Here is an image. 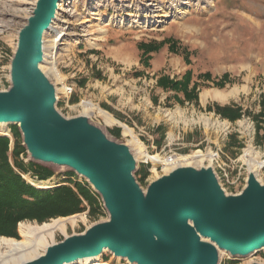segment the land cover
I'll list each match as a JSON object with an SVG mask.
<instances>
[{
    "label": "rangeland",
    "instance_id": "rangeland-1",
    "mask_svg": "<svg viewBox=\"0 0 264 264\" xmlns=\"http://www.w3.org/2000/svg\"><path fill=\"white\" fill-rule=\"evenodd\" d=\"M35 2L0 0V91H6L11 85L10 61L18 31L26 23ZM60 4L54 21L62 27L64 35L57 43V69L48 72L50 58L41 64L56 88L60 102L55 105L57 112L64 118L75 117L81 113L80 102L91 100L120 121L109 123L97 112L88 115L89 123L107 139L128 147L136 161L135 172L140 166L147 168L148 174L142 183L136 177L143 192L151 181L173 167L154 165L149 159L138 158L137 153L156 154L161 161L176 153L179 156L176 167L185 165L190 154L201 151L217 154L216 160L188 165L195 168L211 165L226 195L240 193L249 172L242 157L244 150L264 161V132L256 136V122L252 117L261 112L260 100L264 99V0H63ZM157 4L163 5L161 12L156 11ZM176 4L180 5L177 9ZM55 34L50 29L44 36L51 38ZM164 39H170L178 53L170 51L165 43L148 54L149 60L145 59L138 44H157ZM183 49L189 53V63L180 53ZM188 69L192 70V83H199L197 104L194 101L180 104L174 98L175 91L157 84L161 76L179 80ZM204 72L212 78L227 73L232 82L216 87L211 81L197 79ZM65 86L73 88L67 97L63 94ZM177 97L183 99L181 93ZM212 104L238 105L251 114L229 121L205 110ZM122 124L132 130L134 139L124 133ZM10 125H7L8 134L1 135L10 139L9 150L13 142ZM113 129H119L118 137L111 133ZM19 134L22 144L20 131ZM28 155L21 156L24 162L28 161ZM43 165L54 171L47 180H38L30 172L20 175L30 185L43 189L63 181V174L69 171ZM254 175L264 184V167ZM74 179L86 181L77 174ZM102 208L103 213L95 217L88 214V209L71 215L75 217L64 229L47 236L48 244L107 221L109 214L103 203ZM21 222L38 224L29 220ZM99 258V264H130L107 250ZM254 262L264 264V251L247 257L218 252L217 264Z\"/></svg>",
    "mask_w": 264,
    "mask_h": 264
},
{
    "label": "water",
    "instance_id": "water-1",
    "mask_svg": "<svg viewBox=\"0 0 264 264\" xmlns=\"http://www.w3.org/2000/svg\"><path fill=\"white\" fill-rule=\"evenodd\" d=\"M58 2L36 0L18 31L11 85L0 91V123L18 126L28 160L83 177L109 219L20 264H69L105 250L130 264H217L219 251L239 257L264 251V184L254 172L240 193L226 195L211 165H178L143 192L126 145L107 139L86 114L57 112L56 88L40 65Z\"/></svg>",
    "mask_w": 264,
    "mask_h": 264
},
{
    "label": "trees",
    "instance_id": "trees-1",
    "mask_svg": "<svg viewBox=\"0 0 264 264\" xmlns=\"http://www.w3.org/2000/svg\"><path fill=\"white\" fill-rule=\"evenodd\" d=\"M168 43V48L174 53H178L175 45L170 39H164L159 43H139L138 47L143 49L144 58L149 60L150 52L157 50L163 44ZM184 60L189 63L186 50L180 52ZM148 66V63L146 64ZM192 70L188 69L179 80L169 79L168 76H161L157 84L164 89L175 91L174 98L180 104L193 102L197 104L198 82L192 83ZM198 80L211 81L216 87H223L231 83L229 74L225 73L219 78H212L211 74L204 72L197 75ZM181 93L183 99L177 97ZM73 102V100H72ZM58 104L60 102L58 101ZM261 112L253 115L256 122V136L260 131L264 132V99L260 100ZM206 111L214 112L222 119L235 121L243 115L251 114L247 109L243 110L238 105H218L206 106ZM260 117V119H258ZM262 120V121H260ZM12 135V148L10 149V139L0 135V236L18 239L17 225L24 220L36 221L38 224L58 217H67L81 213L88 209L91 217L99 216L103 213L100 196L88 185L86 181L74 179L76 173L66 171L64 180L51 188L39 189L27 183L20 173L30 172L38 180H47L54 175V171L44 165L28 160L24 162L21 158L26 157L25 148L20 141V134L16 125H10ZM111 133L119 136V129H113ZM147 168L141 166L135 172L138 181L142 183L147 176Z\"/></svg>",
    "mask_w": 264,
    "mask_h": 264
},
{
    "label": "bare ground",
    "instance_id": "bare-ground-1",
    "mask_svg": "<svg viewBox=\"0 0 264 264\" xmlns=\"http://www.w3.org/2000/svg\"><path fill=\"white\" fill-rule=\"evenodd\" d=\"M62 1L63 0H59V2L57 3V8L60 5H62L60 4ZM177 1L178 0H176V2ZM183 3L184 2L180 4H183ZM175 6H176L175 9H177V7L180 5L177 6L176 4ZM156 8H157L156 11L161 12L163 10V5L160 4ZM57 12L58 10L55 11V17L58 15ZM160 16H162V14H159V17ZM155 17H158V14H156ZM62 21L65 22L64 19H62ZM86 21L88 22L90 20H85V22ZM50 27H51L50 28L51 30L56 32V34L54 35L55 37L49 38V37L44 36L42 40V50H43V59H44L43 63H45V61H48V59L50 58L52 61H51V67L48 72H51V71L53 72L54 70L57 69L56 67V64H57L56 63L57 62L56 53H57V47H58L57 43L61 40L64 33L62 30V27L58 26L57 22H55L54 20L52 21ZM98 40H101V38H97V41ZM48 63H50V61ZM42 67H44V65ZM40 70L43 71L41 68V65H40ZM80 105H81V113L83 114L90 115L93 112H97L101 114L105 118V120L108 121L109 123H120V121L116 120L111 114L101 109L99 106L94 104L91 100H82L80 102ZM122 127H123V131L125 134L132 136L133 139L135 138L133 136L132 130L129 127H127L124 124H122ZM7 134H8L7 125L4 123H0V135H7ZM213 155L214 154L212 153L204 154L201 151H195L193 154H190L185 159V165H188L190 163H193V164L200 163L206 159L210 162L212 160ZM137 157L149 159L152 161L154 165L161 162L159 155H156V154L150 155L147 152H142L139 154L137 153ZM242 157L245 159L248 169L251 172H256L257 169L259 171V169L264 167V161L257 159L255 156H252L251 152L248 149L244 150ZM177 161L178 159H176V163ZM169 167H172V166H169ZM38 186L40 187V185ZM74 217L75 216L55 218V219H52L51 221L44 222L42 224L26 225L20 222L17 227L18 236H19L18 239L0 236V264H20V263L32 260L35 257L43 254L46 246L49 243L46 240L47 236H52L53 234H55L54 233L55 230L64 229L65 226H67L66 225L67 222L69 220H73ZM99 263H100V258L96 257V258H86V259L78 260L74 264H99ZM69 264H73V263H69Z\"/></svg>",
    "mask_w": 264,
    "mask_h": 264
},
{
    "label": "built area",
    "instance_id": "built-area-1",
    "mask_svg": "<svg viewBox=\"0 0 264 264\" xmlns=\"http://www.w3.org/2000/svg\"><path fill=\"white\" fill-rule=\"evenodd\" d=\"M72 91H73V88L71 86H65L63 94L65 97H67L68 95H70L72 93ZM178 157L179 156L176 153L169 154L161 162H159V165L161 167H163V166L174 167L176 165L175 163H176V159ZM216 157H217V154L213 155L211 162H213V160H216Z\"/></svg>",
    "mask_w": 264,
    "mask_h": 264
}]
</instances>
